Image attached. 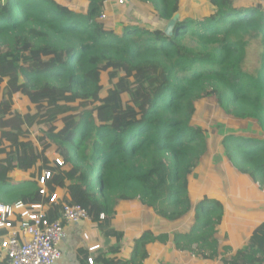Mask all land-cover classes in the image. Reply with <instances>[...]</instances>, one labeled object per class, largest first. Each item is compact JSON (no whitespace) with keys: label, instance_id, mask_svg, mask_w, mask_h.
Instances as JSON below:
<instances>
[{"label":"trees","instance_id":"16d2710c","mask_svg":"<svg viewBox=\"0 0 264 264\" xmlns=\"http://www.w3.org/2000/svg\"><path fill=\"white\" fill-rule=\"evenodd\" d=\"M86 1L82 13L56 0H0V202H42L51 221L79 204L110 241L94 264H144L147 245L171 234L129 238L116 218L132 200L170 221L189 213L192 179L211 149L202 101L214 98L230 116L218 145L264 190V52L259 67L245 68L251 38L264 47V2L206 0L211 10L180 14L167 34L136 24L119 33L100 19L112 0ZM140 1L167 22L182 4ZM52 150L63 164L46 157ZM44 170L56 176L42 193ZM194 210L190 230L173 234L178 249L264 264V221L224 257L217 234L225 204L205 194Z\"/></svg>","mask_w":264,"mask_h":264},{"label":"crops","instance_id":"0c3cea01","mask_svg":"<svg viewBox=\"0 0 264 264\" xmlns=\"http://www.w3.org/2000/svg\"><path fill=\"white\" fill-rule=\"evenodd\" d=\"M56 1L68 5L76 12L86 13L88 9V2L86 0H80L82 8L77 6L79 0H71V3L67 0ZM117 1L118 6L123 7V5L119 4V0L108 1L105 4L108 11L112 10L113 4ZM211 151L212 148L202 161V165L204 164L203 168L204 166L206 167L203 176L207 183L204 185L208 189L203 188L200 195L207 194L209 197H216L226 206V214L218 228L217 237L220 240V251L224 253V257H229L236 250L247 244L254 228L264 221V190L256 194V190L250 186L244 191L243 188H245L246 183H242L241 193L238 195L234 194L233 188L229 189L228 182L223 185L218 181V175L223 173L220 168L217 169L216 164L214 165L211 160L208 161L205 159L211 156ZM219 154L221 155V153ZM222 156L225 157V155ZM217 158H219V155ZM198 173V176H200V171ZM212 174L215 176V179L210 182L209 179L212 180ZM197 178L194 177L192 181ZM214 180L215 183H213ZM258 185L260 186V184ZM252 190L253 192H251ZM193 220L194 217L189 216L188 213L179 220L170 221L158 215L152 208H146L137 200H132L120 207L115 223L118 227L125 230L126 236L129 238L139 237L148 229L155 231L157 234L169 232L173 237L175 231H189L192 227ZM65 229L66 236L61 242L62 257L56 264H89L87 259L89 257H94L95 259L101 251H105L106 246L110 243L109 239H105L100 234L96 225L89 220L67 223ZM172 237L167 243H161L159 241L149 243L147 245L149 251L147 261L151 259L153 263L158 262L161 264H224L221 259L208 260L195 257L187 250L178 249ZM96 245L99 246L98 249L90 250L91 247ZM2 262L3 258L0 254V264Z\"/></svg>","mask_w":264,"mask_h":264},{"label":"built area","instance_id":"2783aa9c","mask_svg":"<svg viewBox=\"0 0 264 264\" xmlns=\"http://www.w3.org/2000/svg\"><path fill=\"white\" fill-rule=\"evenodd\" d=\"M121 4L124 0H119ZM106 4V3H105ZM108 8L101 15V20L108 19ZM39 146L40 142L35 141ZM48 159H53L60 165L63 160L52 150L46 154ZM55 171L44 170L39 179L41 192L46 190L47 180H53ZM57 192L51 200L56 201ZM81 220H89L88 211L79 204H66L59 219L51 221L48 217L45 205L42 202L18 201L14 204L0 202V230L6 231L0 234V254L2 264H56L62 257L61 242L66 236L65 225L77 223ZM99 246H93L90 250H96ZM89 264H94V257L87 259Z\"/></svg>","mask_w":264,"mask_h":264},{"label":"rangeland","instance_id":"374dc122","mask_svg":"<svg viewBox=\"0 0 264 264\" xmlns=\"http://www.w3.org/2000/svg\"><path fill=\"white\" fill-rule=\"evenodd\" d=\"M67 1L69 3L72 2L71 0ZM246 1L250 3H257L258 0H235V3H243ZM260 1L264 2V0ZM119 4L123 5V7H119L117 1L115 4H113L112 10L108 12V19L105 20L107 23L111 22L119 33L123 32V26L125 24H136L147 28L164 27V29L168 24L167 21L161 20L158 17L156 18V16H153L154 14L152 13V7L148 4L142 3L140 0H124L123 4H121L120 2ZM77 6L82 8L80 0ZM211 9L212 6L210 2H207L206 0H182L179 15L181 14L197 18L205 14L207 10ZM263 52L264 47L262 46L261 38L259 36H253L248 46V54L246 57L245 65L246 70L254 71L257 67L262 64ZM202 102V106L204 107L202 108V113H200L199 121L202 122L203 125L208 127L211 141L214 142H211V156L206 157L205 159L208 161L211 160L214 165H217L216 168H220V170L223 172L222 174L220 173L218 175V181H220V183H222L223 185L224 183L228 182L229 189L233 188L234 194L236 195L241 193L242 183H246L245 188H243L244 191L247 189V187L251 186L253 187V189L256 190V194L259 191L262 192V187L258 185L259 183L255 181L254 178H252L249 174L245 172L237 171L234 166H232V163L224 156H222L224 154L220 150L221 148L219 147L218 143L220 141V138L223 137V134L231 131L230 129L233 127L231 125L232 120L230 116H227L220 112V110L215 105L214 98L210 97ZM16 105L18 106V103H16ZM219 153H221V155ZM218 155L219 158H217ZM203 165L199 169L200 176H198L197 179L193 180V185L190 189V197L193 202L192 208L189 211V216L191 217H195V215L197 214L194 210V207L197 203V200L202 197L200 195L202 189H208V187L204 185L205 183H207V181L204 179L203 176V173L206 170V167L204 166L203 168ZM213 179H215V176L212 174V180L209 179V181L211 182L213 181ZM213 183H215V180ZM251 192H253V190ZM195 222L196 221L194 219L191 226H193ZM178 232L181 233L182 231ZM172 240H176V234L172 237ZM148 262L149 264H161L158 262L153 263L151 259L148 260L146 264Z\"/></svg>","mask_w":264,"mask_h":264},{"label":"water","instance_id":"95a60500","mask_svg":"<svg viewBox=\"0 0 264 264\" xmlns=\"http://www.w3.org/2000/svg\"><path fill=\"white\" fill-rule=\"evenodd\" d=\"M179 16H180L179 13H177V14H175L173 16L172 19H170L168 21V24L166 25V27L164 29L167 34H171L172 33V31L174 29V26H175V23H176L177 19L179 18Z\"/></svg>","mask_w":264,"mask_h":264}]
</instances>
